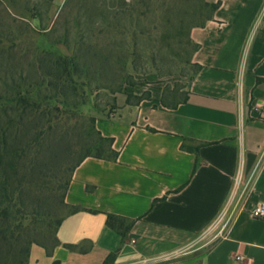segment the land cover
Listing matches in <instances>:
<instances>
[{
  "label": "crops",
  "instance_id": "0c3cea01",
  "mask_svg": "<svg viewBox=\"0 0 264 264\" xmlns=\"http://www.w3.org/2000/svg\"><path fill=\"white\" fill-rule=\"evenodd\" d=\"M210 1L211 18L189 30L201 68L186 100L125 95L95 116L117 158L74 169L65 202L79 210L63 218L52 253L32 244L27 264H104L115 250L111 264H264V217L251 215L264 203V0ZM108 214L133 223L121 234Z\"/></svg>",
  "mask_w": 264,
  "mask_h": 264
},
{
  "label": "rangeland",
  "instance_id": "374dc122",
  "mask_svg": "<svg viewBox=\"0 0 264 264\" xmlns=\"http://www.w3.org/2000/svg\"><path fill=\"white\" fill-rule=\"evenodd\" d=\"M205 2L211 3L0 0L1 148L24 147L27 155L13 180L19 213L13 239L0 237V264H25L32 244L51 247L55 221L70 210L60 201L70 169L85 154L109 155L107 146L98 144L92 122L97 114H110L117 97L125 95L131 102L159 96L168 104L185 98L195 71L189 30L210 16ZM60 55L78 63L75 89L48 109L22 107L23 97L31 101L55 92L47 73ZM42 109L48 113L40 114ZM36 131L41 132L38 143L27 146ZM216 229L215 223L198 237V255Z\"/></svg>",
  "mask_w": 264,
  "mask_h": 264
},
{
  "label": "trees",
  "instance_id": "16d2710c",
  "mask_svg": "<svg viewBox=\"0 0 264 264\" xmlns=\"http://www.w3.org/2000/svg\"><path fill=\"white\" fill-rule=\"evenodd\" d=\"M204 5L211 7V13L209 17H207L202 23L198 25L203 24L206 20L211 18L212 12L218 7L219 2H215V3L205 2ZM188 42L193 45V52H192V55H193L194 51L197 49V44L194 43L190 39V37H188ZM192 64L195 67V71L191 79L201 68V66L195 62H193ZM78 72H80L78 69V63L75 61L73 57H67V56L60 55L55 60L54 68L52 69V71H49L47 73L48 75L52 76L50 85L53 87V90L55 92L50 95H45L42 98H35L31 101L23 97L18 102L22 104V107H27L30 105V107L36 112L41 110L42 107H45L46 109H48V107L51 106L52 102H55V101L57 102L59 96L65 97L66 92L68 90L75 89V85L77 81L74 79V76ZM186 97H187V94L183 100L177 101L171 104L166 103L164 99H161V98H160V101L164 106L174 108L180 102L186 100ZM141 99L142 98H139L136 102H138ZM127 102H131L128 100V97H127ZM136 102H132V103H136ZM55 108H58V107L55 106ZM46 109H42V111H40V114L42 115L47 114L48 112L46 111ZM92 122L95 125L94 118L92 119ZM19 125L20 124H18V126ZM52 125H53L52 119L48 120V126H52ZM34 128L35 129L39 128L38 122H36V125L34 126ZM95 131L98 134L99 147L107 146L109 155L104 156L100 150H98L95 154H89V153L85 154L70 169L69 176L63 185V193L60 199L61 204L67 206L70 210L65 215H63L61 218L55 221V229L53 232L54 233L53 243L51 247H47L44 244H38L42 246L43 248H45L47 254H51L53 248L60 243L57 238V230L63 218L67 214H70V213H73L79 210L78 207L69 206L65 202V194L69 186L70 179H71L74 169L80 164V162L84 158L88 156L96 157V158H103V159H111V160H114L117 158L118 152L112 148L113 138L103 136L96 128H95ZM40 133L41 132L36 131L33 136L34 140L31 139L29 143L27 144V146H29V144H31L33 141L35 142V145H36L40 139V136H41ZM1 146H2V142L0 141V237L4 240H7L9 238L13 239V231H11V229L14 230V228H16V225H13V222L15 221V216L19 213L18 209H14V206L16 204L13 203V196L16 193L15 191L18 189V187H15L13 180H15L18 177L20 173V168L22 167L23 162H25L27 155H25L24 147L17 148L16 146H12V145L7 146L6 144L3 145V148H1ZM181 147L187 151L196 152L198 146H191V145H187L183 143ZM197 164H198V160H196L195 167L197 166ZM106 223L109 227L116 229L121 234H124V232L127 231L131 227L133 221L131 220L129 221L126 218L118 216V215L108 214ZM67 246L70 248L73 247L72 245H67ZM29 251H30V246L27 247L25 250V262H26L25 264H27V261H28ZM116 254H117V250L109 253V255L105 259L104 264H111L114 261Z\"/></svg>",
  "mask_w": 264,
  "mask_h": 264
},
{
  "label": "built area",
  "instance_id": "2783aa9c",
  "mask_svg": "<svg viewBox=\"0 0 264 264\" xmlns=\"http://www.w3.org/2000/svg\"><path fill=\"white\" fill-rule=\"evenodd\" d=\"M261 109L264 110V103H261L260 105ZM251 215L256 218H263L264 217V203L260 202L258 203L252 210H251ZM236 258L238 260H242L243 257L240 255H237Z\"/></svg>",
  "mask_w": 264,
  "mask_h": 264
}]
</instances>
